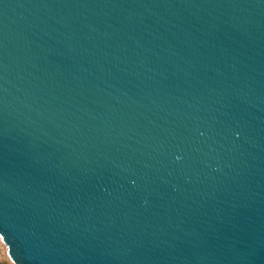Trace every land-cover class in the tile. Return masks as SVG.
I'll use <instances>...</instances> for the list:
<instances>
[{
    "label": "water",
    "instance_id": "obj_1",
    "mask_svg": "<svg viewBox=\"0 0 264 264\" xmlns=\"http://www.w3.org/2000/svg\"><path fill=\"white\" fill-rule=\"evenodd\" d=\"M0 236L15 264H264V0H0Z\"/></svg>",
    "mask_w": 264,
    "mask_h": 264
},
{
    "label": "rangeland",
    "instance_id": "obj_2",
    "mask_svg": "<svg viewBox=\"0 0 264 264\" xmlns=\"http://www.w3.org/2000/svg\"><path fill=\"white\" fill-rule=\"evenodd\" d=\"M0 264H15L8 254V246L0 236Z\"/></svg>",
    "mask_w": 264,
    "mask_h": 264
}]
</instances>
